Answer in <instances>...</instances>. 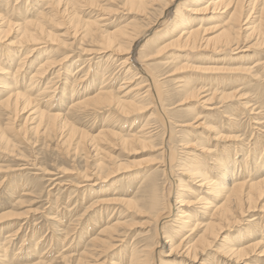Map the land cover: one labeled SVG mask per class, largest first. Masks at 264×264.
I'll use <instances>...</instances> for the list:
<instances>
[{
  "label": "bare ground",
  "instance_id": "bare-ground-1",
  "mask_svg": "<svg viewBox=\"0 0 264 264\" xmlns=\"http://www.w3.org/2000/svg\"><path fill=\"white\" fill-rule=\"evenodd\" d=\"M11 1H13V4H11ZM19 1L21 0H7L6 5L11 6L12 9L10 11L3 10V14H0L1 47L3 50L4 48L7 49V52L5 53L10 51V47H14V50L11 52L12 55L7 59L10 60L8 64L9 69H2V74L10 78L12 85L8 83L5 84V87H2V89L9 91L0 90L1 95L9 93L6 99L2 101L0 100V106H2V110H4L3 112L11 115L13 114V116L16 117L18 114L22 115V113H27V111L31 110V105L34 104L35 101L47 99L46 101L50 103L53 97L57 94V90L60 89V86H57L58 88H56L55 84H57V82L55 83V79L57 80L58 78H61L67 71L69 73L70 70L68 65L71 63L70 60L74 59L75 61L76 59V57L72 58L74 54L73 52L81 50L82 55H80V53L79 56H77L79 59H76L71 65L74 66L80 61L81 64L77 65L72 78L68 77L64 82V86H66L68 82L71 84V88L67 91V97L69 99L71 98L67 109L68 111L65 114L50 113L49 110L47 112H45V110L34 112L37 113V124L30 129L36 132V134L40 133L41 129V134L48 137L54 132L58 133L56 135L57 140H59L57 146L64 147L67 145L69 148L73 145L75 146V155L79 151H82L85 153L86 158H89V156L98 157L93 168H91V171L89 168H86L85 171L81 172L80 178L82 181L77 183V187L85 188L84 195L86 194V191L87 193L91 192L92 188L90 187L99 186L95 182H103L129 169L127 168L129 166L126 164H110L106 162L108 155L104 154L100 156L103 154L104 150L102 145H106L114 139L118 140L122 147L130 150H135V147H139L140 149L147 147L156 148L157 145H154L153 143V138L155 137L153 136L154 130H150V127L146 128L144 126V131L140 130L133 133H131L133 129V127H131L130 132L127 135H123L114 130L115 127L110 128L106 126L98 133V135L91 136L85 131L76 128L73 121L77 120L79 116L82 117L81 115H83V117H89L96 112L109 113V115H106L105 120L107 121L112 118H131L137 114H141L146 109L143 108V100H150L151 102L149 101L146 103V107L149 105L147 109H154L162 116L159 121L161 124L160 129H163L162 143L159 145V149H156L161 150L166 157L165 160L168 164L162 171V176L167 175V177L159 179L157 171H150L142 180L140 187L143 189L142 192L148 197V206L153 213V221L158 222L155 229L156 239L153 240L148 236L149 239H147L148 242L145 244V248L141 250V253H139L140 251L133 252V258L130 264H160V262H162L158 260V257L161 251L165 247H168L166 246L169 243L167 239L170 238V236L165 232L164 236L166 235V237L163 238L160 236V232L165 230L167 225H169L168 222L171 221H180V228L178 227L180 232H186L190 229L189 231L191 234L188 237H185L179 245L175 247L174 245H170L168 247L171 249L169 255H173L174 250L178 249L180 246H187L189 243L184 245L185 239H189L194 231L198 229L203 230L202 234L196 241L199 244L198 246H202L201 248H203L210 245L213 240L216 241L218 239L221 230L224 229L228 223L237 220V218H244L243 221L246 220L248 227L255 228L264 236V225H260L259 221L261 216L258 215V217L251 214L256 210L260 213L264 211V206L260 207V202L264 199V176H260L258 180L253 179V176H250V174L245 173L244 176H242L239 174V170L236 171L237 162L230 160L226 161V166L225 164L222 166L220 165L223 169L220 172V182L213 181L207 171H202L199 168L191 169V165H189L188 162L185 163L187 160L185 159V156L189 155L192 151L185 152V155H182L183 163H185V167L187 168L185 169L182 165L178 168L187 171L188 179L192 183L197 184L199 182L200 184H198L200 188L205 187L208 189L207 187H210L211 189H209L212 190V192H216L219 196H222L223 202L220 205L212 207L213 203H208L207 199H203L202 197L198 198L197 196L195 197V202L192 204H200L202 202L203 205L200 208H202L205 213L197 214V217L199 218L194 221L192 220L193 217L191 213L195 215L196 210L189 211L181 209L178 211L180 215L178 216V213L176 214L178 219L174 220L176 217L175 209L177 208L176 196L174 199V194L177 193L175 188L178 186L182 190L186 185L182 184V181L176 182V180L172 179L174 173L172 164L177 158H179L180 154L179 148L176 144L177 142H174L176 139V133L178 132L175 131L176 122H171V118L168 117V115H170L169 109L164 99L165 94L170 93V91L171 93L173 91L181 92L187 98H198L202 93L209 91L210 94L199 101V106L206 107L205 105L209 104L212 106L214 101L220 102L223 100L228 101L236 99L237 101H240L241 104L237 106L234 104L231 106L222 105V107H226L228 111H237V115H239L241 110H246V114L248 113L247 110L250 112L253 106L250 105L251 100L243 102L242 100L249 99V97L242 93L244 87L242 90L240 89V87L247 83H236V81L243 80L246 77H243L242 79L241 75L246 76L247 74L250 75L248 77L250 78L249 85L252 84V87L254 86L256 90H264V84L261 82V80L264 79V74L261 72L263 69L258 70V67L264 65V0H25L18 5L17 3ZM28 1L31 3V8L33 7L32 12L27 9V5L29 6ZM105 1L108 3H117L116 1H118L119 4L117 7L122 5V7L141 16L142 19L140 22L136 20L131 21L124 26H118L114 31L104 30L102 27L108 25L105 24V22L109 21L113 12L116 11L104 5L103 2ZM188 1H190L189 3H193L192 1H205L204 3L207 4V6L198 10H194L193 8L189 9L185 7V4L188 3ZM24 2L25 5H23ZM173 7L176 8L174 14L176 15L174 18L176 21L174 22L170 19L172 18V11L170 10H172ZM83 9L89 19L85 20L84 15L80 14V11ZM93 9L97 12L94 13ZM186 9H189L188 11H195L193 13H204L206 17L210 16L208 19H210L211 25L208 26L207 24L200 23L198 26H188L189 24L186 22L182 13V11ZM16 10H19L20 21H17V19L14 18L15 16L13 17V15H15L13 12ZM205 16L199 19V21H204L206 19ZM153 17L158 18L154 24H151ZM177 17L180 19H177ZM163 18L165 20H162ZM50 22L56 23L59 27L65 26V28H57L59 31L52 33L45 29V24ZM167 25L169 26L168 31H166L167 33L170 32L172 35H178V37L171 42V46L176 47L178 50L186 51V53L182 54L180 58L182 61L186 60L187 65L190 64L189 62L197 60L201 61L206 59L216 61L217 63H222V67L213 68L206 66H193V68L201 69L207 73L211 71H214L211 73H223L224 71L235 70L232 73H237L238 79L230 74L227 75L229 77L210 76L201 78L198 84L192 85L191 82L189 83L188 81H183L181 79L178 80L179 78L176 77V72L178 73V71L186 68V64H183L180 67L174 64L171 71H159L155 73L148 70L155 67L152 69L154 71L156 69V64L144 63V65H140V61L146 57H151L149 59L153 60L159 59L158 57L160 56L158 53L160 51L157 50L156 41L161 38L159 35L161 33L160 29ZM60 31L63 33H59ZM14 35L16 40L11 39ZM83 45L86 47H83ZM137 47L138 49L135 51ZM197 51H205L207 54H201L200 56L195 55V52ZM43 52L49 53L52 56L56 55L59 57L58 62L53 65V62L39 61L38 64L37 59L44 58L42 56L39 57ZM108 52H110V55L109 57H106V53ZM250 53L256 58L253 66L239 63L238 67L230 68L225 64L227 61H237V57L243 59L246 55H250ZM116 54H127L128 57L125 60H122L121 58L116 57ZM18 55L20 56L18 57L19 60L16 61V65L11 66ZM84 56L86 58L80 60ZM111 56L113 58H111ZM221 57L225 58L222 59ZM44 59H46V57ZM55 60H57V58H55ZM94 60H97L96 65H90L91 61ZM112 60L113 62L111 63ZM2 61L3 60H0V63ZM103 61H105L104 63L109 62L111 64L108 63L103 66ZM112 65L119 66V71L116 74H114V70H110ZM190 65L192 66L193 64L191 63ZM102 67L103 69H101ZM53 68L54 70H52ZM99 69H101V72ZM132 69H135L137 72L134 74ZM61 70L64 71L61 73ZM121 70H123V72L119 74ZM51 72H56V78H52L49 82L45 83L47 75ZM123 74L125 75L119 83L118 90L115 91V86L113 87V84H115L117 79ZM98 75L102 78V84L99 87L96 86ZM25 78H28L29 82H22L24 86H19V80L23 81ZM139 79L141 81L135 84V81ZM113 80L114 83H112ZM226 80L229 81L225 82ZM231 80H233L236 85L233 88L232 93H229L227 87L231 83ZM170 82L175 84L174 88L169 86ZM225 83L228 85H225ZM79 86L85 87V89L87 88L89 90V93L84 95L87 96L86 98L81 99L76 97L78 94H75V87ZM139 90H144V92H137ZM31 92L32 94L30 95ZM203 99L205 100L203 101ZM220 104H222V102ZM251 104H253V102ZM258 108L260 109V107L257 106V109ZM217 109L218 108L215 107V109L210 111H215L214 113L216 114L219 113L223 119H228L231 124H235L234 119H230L233 117H231V115L228 116L229 113L226 110L216 112L218 111ZM196 110H198L197 107L195 108L196 113L194 118H192V120L195 121L200 117V114H203L201 108L198 112ZM213 112L209 113V115L213 114ZM252 113L250 112V114ZM111 114H113L112 117ZM255 115H257L254 118L255 124L260 128H258V130L264 133V118L262 113L258 111V114L256 113ZM29 117L30 116L26 117L24 125L34 119L32 117L29 119ZM113 123L114 121L108 122L107 124L113 125ZM186 123H188L187 125H190L189 122ZM233 129H235L234 126ZM257 133L259 132L257 131ZM256 141L257 142L255 143L261 144L260 139ZM189 143L190 142H187L185 145L184 143H181V146L183 147L182 149L189 147ZM222 148L227 149L229 147L225 144ZM237 148H240V145H237ZM66 151L68 153L72 152V150L69 149ZM208 153H211V151L206 152V155ZM242 164L243 163L241 162V165ZM263 164L264 162L262 165ZM113 173L115 174L112 175ZM46 175L51 176L48 177V181L51 185L57 183L55 186H59L61 184L57 182V178L52 177L56 175L55 173L48 172ZM85 182L94 183L90 186L82 185V183ZM113 200L122 201V199L118 198H114ZM114 201L98 200V205L102 203H114ZM128 201L130 200H123L125 203ZM95 204L96 207L97 202ZM207 209L212 211V213L210 214V211H205ZM107 210L108 208H106V212ZM99 214H101V211ZM201 216L202 218L203 216H206V218L210 219L209 222L204 224V222L201 221ZM119 219L114 223H109V221L106 222V227H104L99 234L103 237H96L92 240V244H94L99 251H102L103 253L110 252L115 246L113 243L120 240L119 237L124 235V231L127 230L128 233L129 225H124L123 221ZM165 223L166 225L162 227ZM81 227L87 229L89 225H82ZM172 230V235L179 231L175 230V228H172ZM8 238L11 237L8 236ZM12 240L14 239L12 238ZM73 240L74 239L71 241ZM37 245L38 244H34V246ZM191 246L192 245L188 246L181 255L182 258L180 259L179 264H190L191 261L197 258L200 249L198 250V246ZM226 248L228 252H230V256H236L238 261L239 259H254L258 264L260 263L259 258L264 257L263 240L243 248ZM0 252L4 253L2 255L3 257L6 256L5 253L7 251L4 250L3 246H0ZM71 253H73V251H70L68 254ZM68 254L65 256L63 255L62 260L69 264L70 261L68 260L70 259L72 261V259ZM89 255H93V253L90 254L87 251L83 252L77 259L74 258L75 263L94 264L92 263V260L89 261ZM30 258L31 256L22 257L23 260L20 262L12 260V263L9 264H31L29 261ZM41 258H38V261L34 264H48V262L43 261ZM95 264H97V262H95ZM165 264H169V262L166 261Z\"/></svg>",
  "mask_w": 264,
  "mask_h": 264
},
{
  "label": "rangeland",
  "instance_id": "rangeland-1",
  "mask_svg": "<svg viewBox=\"0 0 264 264\" xmlns=\"http://www.w3.org/2000/svg\"><path fill=\"white\" fill-rule=\"evenodd\" d=\"M23 1L25 0H21L17 4L20 5ZM6 2L7 0H0V14H3V10L10 11L12 9L11 6L6 5ZM116 2L117 3H108L107 1L103 2L104 5L116 10L113 12L111 19L105 22V24L108 25L102 27L104 30L114 31L118 26H124L131 21L137 20L140 22L142 19L141 16H138L135 14V12H131L127 8L122 7V5L117 7L119 3L118 1ZM189 2L190 1L185 4V7L189 9L193 8L194 10H198L207 6V4L204 3L205 1H192L193 3ZM28 3L29 6L27 5V9L32 12L33 7L31 8V3L29 1ZM11 4H13V1H11ZM23 5H25V2ZM189 9L182 11L183 17L189 24L188 26H198L200 23L205 25L207 24L208 26L211 25V21L208 19L210 16L206 17L204 13H193L195 11H188ZM93 11L94 13L97 12L95 9H93ZM170 11H172V18L170 19H172L171 21L174 22L176 21V19H174L176 17V15H174L176 8L173 7ZM13 13L15 14L13 17L15 16L14 18L17 19V21H20L21 18L19 17V10H16ZM80 14L84 15L85 20L89 19L88 16H86L84 9L80 11ZM204 16L206 19L204 18L205 20L200 22L199 19L203 18ZM157 18L158 17H153L151 24H154ZM177 19L180 18L177 17ZM162 20L165 19L163 18ZM57 28H65V26L59 27V25L52 22L45 24V29L52 33L59 31ZM168 28L169 26L167 25L160 29L161 33L159 35L161 38L156 41L157 50L160 51L158 53L160 56L158 57L159 59L153 60L149 59L151 57H146L143 59L144 61H140V65H144V63L156 64V69L153 71L152 69H154V67L148 70L150 72L155 73L159 71H171V68L174 64L180 67L181 65L187 63L186 60L182 61L180 58V56L186 53V51L180 49L178 50L176 47L171 46V42L176 39L178 35H172L170 32L167 33L166 31H168ZM59 33L63 32L60 31ZM11 39L16 40L15 35ZM1 45L2 44H0V60L3 61L0 63V90L9 91L2 89L3 86H6L5 84H11L10 78L2 74V69H9L8 64L10 60L7 59L10 57V55H12L11 52L14 50V47H10V51L5 53L7 52V49L4 48L3 50ZM83 47L86 46L83 45ZM137 49L138 47L135 49V51H137ZM73 53L74 54L72 58L76 57V59H79L77 56H79L81 50H77ZM201 54L207 53L205 51L195 52V55L200 56ZM80 55H82V53ZM109 55L110 52L106 53V57H109ZM19 56L20 55L16 56L15 61L11 66L16 65V61L19 60ZM40 56L44 58L46 57V59H37L38 64L39 61H49L51 63L53 62V65H55L59 60V57L56 55L52 56L51 54L45 52L40 54L39 57ZM48 56L52 57L49 58ZM116 57L125 60L128 55L116 54ZM55 58H57V60H55ZM85 58L86 57L84 56L80 60ZM111 58L113 57L111 56ZM221 58L224 59L225 57ZM236 60L237 61L234 62L227 61L225 64L230 68L238 67L239 63L253 66L256 58L250 53V55H246L243 59L237 57ZM70 61L71 63L75 62L74 59ZM96 61L97 60L91 61L90 65L95 66ZM104 62L105 61H103V66L109 63ZM112 62L113 60L111 63ZM71 63L68 65L70 70L69 73L67 71L62 75L61 78H58L57 80L55 79V83L57 82V84H54L56 85V88L60 86V89L57 90V94L55 97H53L50 103L46 101L47 99L35 101V103L31 105V110L27 111V113H22V115L18 114L16 117H14L13 114L11 115L3 112L4 110H2V106H0V246H3L4 250L7 251L5 253V257L2 256L4 253L0 252V264H9L12 263V260L15 262H20L23 260L22 257L28 256H31L29 260L31 264H34L36 261H38V258L41 257V259L48 262V264H68L66 261L62 260V256L67 255L70 251H73V253L68 254L72 259V261L70 259L68 260L70 261L69 264H76L75 259H77L80 254L86 251L90 254L93 253V255H89L88 259L89 261L92 260V263L94 264L95 262H97V264H111V262L112 264H130L132 262L133 252L140 251L139 253H141V250L145 248V244L148 242L147 239H149V237H151L153 240L156 239L155 229L158 222L153 221V213L148 206V197L144 192H142L143 189L140 187L142 180L150 171H157V175L159 176L157 177L159 179L167 177V175L162 176V171L168 163H166L165 155H163L161 150H158V147H160L159 145L162 143L163 129H160L161 124L159 122L162 116L154 109H147L149 105L146 107V103H148L150 100H143V108L146 109L141 114H137L131 118H112L107 121L105 119L106 115H109V113L96 112L89 117H83V115H81L82 117L79 116L77 120L73 121L76 128H79L81 131H85L91 136L98 135V133L106 126L110 128L115 127L114 130L123 135H127L130 132L131 127H133L131 133L138 132L140 130L144 131V126L146 128L150 127V130H154L153 136L155 137L153 138V143L154 145H157L156 148H158L156 149L147 147L140 149L139 147H135V150H130L128 148L122 147L116 139L111 140V142L106 145H102L104 150L103 154L100 156L107 154L108 157L106 162L110 164H126L129 166L127 167L129 169L103 182H95L99 186L90 187L92 188L91 192L87 193L86 191L85 195V188L77 187V183L82 181L80 178L81 172L85 171L86 168H89L91 171V168H93V165L98 157L89 156V158H86L85 153L82 151H79L75 155L76 151L74 150L75 146L73 145L69 148L67 145L64 147L57 146L59 140H57L56 135L58 133L54 132L48 137L41 134V129L40 133L38 134L30 129L37 124V113L34 112H38L39 110H45V112H47L49 110L50 113L65 114L68 111L67 109L71 98L69 99L67 97V91L71 88V84L68 82L66 86H64V82L68 77L72 78L77 65L81 64V61L74 66H72ZM189 63H192L193 65L191 66L190 64H186V68L178 71V73L176 72V77L179 78L178 80H185L189 83L191 82L192 85H195L199 83L201 78L210 76L229 77L227 75L230 74L233 75L234 78L238 79V74L232 73L235 70L224 71L223 73H211L214 71L207 73L201 69L193 68V66H206L213 68L222 67L223 64L217 63L216 61L205 59L201 61H191ZM118 65H112L110 67V70L115 71L114 74L119 71ZM101 69H103V67ZM101 69H99L100 72ZM259 69H263L261 72L264 74V65L258 67V70ZM52 70H54V68ZM132 70L134 74L137 72L135 69ZM63 71L64 70H61V73ZM122 72L123 70H121L119 74ZM124 75L125 74H123L119 79H117L115 84H113V87L115 86V91L118 90L119 83L122 81L121 79ZM249 76L250 75L247 74L246 76L241 75L242 79L243 77H246L247 79L244 78L241 81H236V83H247L246 85L240 87V89L242 90L244 87V91H242V93L246 94L249 99L242 101L244 102L251 100L250 105H253L252 110L254 112L252 110L250 112L258 114V111H260L264 118V90H256L254 86L252 87V84L249 85ZM52 78H56V72H51L49 75H47L45 83L49 82ZM229 80H226L225 82H228ZM140 81V79L136 80L135 84ZM19 82V86H24L22 82L28 83L29 79L25 78V80H19ZM261 82L264 84V79L261 80ZM112 83H114V80ZM236 83L233 80H231L229 85L225 83V85H228L227 91L229 93H232ZM101 84L102 78L98 75L96 86L99 87ZM174 85L175 84L173 82L169 83L170 87L174 88ZM75 90V94H78L76 97L81 99L86 98L87 96L84 95L89 93V90L82 86L75 87ZM137 92L142 93L144 90H139ZM8 94L9 93H5L3 95L0 94V100L2 101L6 99ZM31 94L32 92L30 95ZM208 94H210L209 91L202 93V95L198 98H187L181 92L173 91L171 93L170 91V93L165 94L164 98L169 109L170 115H168V117L171 118V122H176L175 131L178 133H176V139L174 142H177L176 144L179 148V153L181 154L180 155L178 153L179 158H177L172 164L174 169L172 179L176 180V182L182 181V184L186 185V187H182V190L178 186L175 188V191L177 192L175 193L176 195L174 194V199L175 196L177 199L175 216L181 209L189 211L196 210L195 215L190 212L193 217L192 220L194 221L199 218L197 217V214L205 213L204 210L200 208L203 205L202 202L200 204H192L196 200L195 197L198 196V198L202 197L203 199H207L208 203H213L212 207L215 205H220L223 202V197L219 196L216 192H212L210 187H207L208 189L205 187L200 188L199 182V184H195L189 181L188 173H186L187 171L178 168L180 165L184 166L186 169L187 167H185V163L188 162L189 165H191V169L199 168L202 171H207L210 178L217 182H220L221 179L220 172L223 170L221 166L223 164L226 166V161L230 160L237 162L236 171L239 170V174L242 176H244L245 173L250 174V176H253V179L255 180H258L260 176H264V164L262 165L264 162V142H262L264 141V133L259 131V126L255 124L254 118L257 115L253 113L250 114L248 110V113L246 114V110L242 111L241 109V112L239 115H237V111H228L226 107H222V105L231 106L234 104L237 106L241 104L240 101H237L236 99L228 101L223 100L220 102L214 101L212 106H210V104L205 105L206 107L199 106V101L202 100V98L208 96ZM204 100L205 99H203V101ZM221 102L222 104H220ZM252 102L253 104H251ZM257 106L260 107V109H257ZM196 107L198 110L201 108V112H203V114H200V117H198V119L195 121L192 120V118H194L196 113ZM215 107L218 108V111L216 112L226 110L229 113L228 116L231 115V117H233L230 119H234L235 124H231V122H229L230 120L228 119H223L219 113L216 114L214 113L215 111H210L215 109ZM198 110L196 111L198 112ZM211 112H213V114L209 115ZM28 116L34 119L24 125L25 119ZM112 116L113 114H111V117ZM30 117L29 119H31ZM112 121H114L113 125L107 124L108 122ZM186 122H189L190 125H187L188 123ZM233 126L235 129H233ZM257 131L259 133H257ZM258 139H260L261 144L255 143ZM187 142H190L188 144L190 146L182 149L183 147L181 146V143H184L185 145ZM225 144L229 148L223 149L222 147L225 146ZM237 145H240V148H237ZM67 149L72 150V152L68 153L66 151ZM209 151H211V153L206 155V152ZM185 152L191 153L185 156L186 158L184 157L187 160L185 163H183L184 161L182 160V155H185ZM241 162L243 163L242 165ZM48 172H53L56 174L52 177L57 178V182L61 183L59 185L61 187L55 186L57 183L51 185V183L48 181V177L51 176L46 175ZM114 174L115 173L112 175ZM93 183L94 182H85L82 183V185L90 186ZM114 198L122 199V201H114ZM98 200H109L114 201V203H102L98 205ZM123 200L130 201L125 203ZM96 202L97 206L95 207ZM262 206H264V199L260 202V207ZM106 208H108L107 212ZM100 211L101 214H99ZM205 211L210 210L207 209ZM209 213L211 214L212 211ZM251 214L255 216H261L259 220L260 225H264V211L260 213L258 210H256ZM179 215L180 214L178 213V216ZM178 216H176L174 220H177ZM200 218L204 224L210 220L206 218V216H203V218L201 216ZM117 219L123 221L124 225L128 224L129 231L127 233V230H125L123 233L124 235L119 237L120 240L113 243L115 246L113 249H111L112 251L110 250V252H107L108 254L103 253L102 251H99L98 248L94 246V244H92V240L96 237H103L99 234L102 229L106 227V222L109 221V223H114L117 221ZM243 219L237 218V220L228 223L224 229L221 230L219 235L220 238L218 237L216 241L213 240L210 245L203 248H201L202 246H198L199 244L196 242L203 230H195L190 238L187 240L185 239L184 241V245L187 243L189 244L187 246L182 245L178 249L174 250L173 255H169L171 249L168 247L170 245H174V247L179 245L183 239L188 237L191 233L189 231L190 229H188L186 232H180V229H178V227L180 228V221L168 222L169 225H167L165 230H162L163 233L160 232V236L163 238L166 237V235L164 236L165 232H167V235L170 236V238L167 239L169 243L166 246L168 247H165L158 257V260L162 261L160 264H165L166 261L169 262V264H179V261L182 258L181 255L190 245H192L191 247L198 246V250L200 249L198 251L197 258L191 261L190 264H257L254 259H239L238 261L236 256H230V252H228L226 248L235 247V249H237L255 244L261 240L264 242L263 234H261V232L257 231L255 228L248 227V223H246V220L243 221ZM82 225H89V227L85 229L81 227ZM165 225L166 223L162 225V227ZM172 228H175V230L179 231L172 235ZM8 236L11 238H8ZM12 238L14 240H12ZM72 239L74 240L71 241ZM34 244L38 245L34 246ZM259 260L260 263L258 264H264V257L259 258Z\"/></svg>",
  "mask_w": 264,
  "mask_h": 264
}]
</instances>
